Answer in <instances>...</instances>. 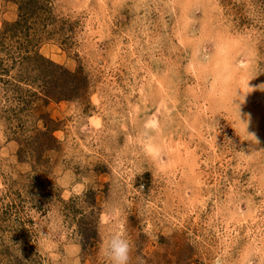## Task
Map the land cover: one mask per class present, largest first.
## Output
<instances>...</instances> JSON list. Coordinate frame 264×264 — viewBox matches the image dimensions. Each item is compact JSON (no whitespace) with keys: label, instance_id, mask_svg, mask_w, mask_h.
Returning <instances> with one entry per match:
<instances>
[{"label":"rangeland","instance_id":"1","mask_svg":"<svg viewBox=\"0 0 264 264\" xmlns=\"http://www.w3.org/2000/svg\"><path fill=\"white\" fill-rule=\"evenodd\" d=\"M264 264V0H0V264Z\"/></svg>","mask_w":264,"mask_h":264},{"label":"clouds","instance_id":"2","mask_svg":"<svg viewBox=\"0 0 264 264\" xmlns=\"http://www.w3.org/2000/svg\"><path fill=\"white\" fill-rule=\"evenodd\" d=\"M102 264H133V242L127 231L118 228L102 239L98 248Z\"/></svg>","mask_w":264,"mask_h":264}]
</instances>
